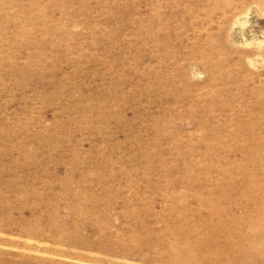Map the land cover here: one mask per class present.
<instances>
[{
    "label": "rangeland",
    "instance_id": "374dc122",
    "mask_svg": "<svg viewBox=\"0 0 264 264\" xmlns=\"http://www.w3.org/2000/svg\"><path fill=\"white\" fill-rule=\"evenodd\" d=\"M0 264H264V0H0Z\"/></svg>",
    "mask_w": 264,
    "mask_h": 264
},
{
    "label": "bare ground",
    "instance_id": "6f19581e",
    "mask_svg": "<svg viewBox=\"0 0 264 264\" xmlns=\"http://www.w3.org/2000/svg\"><path fill=\"white\" fill-rule=\"evenodd\" d=\"M66 259V258H65Z\"/></svg>",
    "mask_w": 264,
    "mask_h": 264
}]
</instances>
